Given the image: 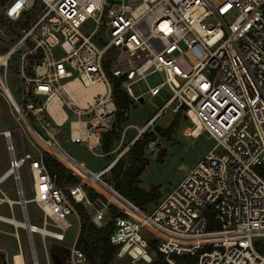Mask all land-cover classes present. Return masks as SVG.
<instances>
[{
  "label": "built area",
  "instance_id": "1",
  "mask_svg": "<svg viewBox=\"0 0 264 264\" xmlns=\"http://www.w3.org/2000/svg\"><path fill=\"white\" fill-rule=\"evenodd\" d=\"M17 53L16 74L24 84L18 99L7 84L8 63ZM75 79L83 86L100 82L103 89L80 106L64 88ZM139 79L147 81L146 91L162 104L138 132L176 100L171 110H182L194 125L191 112L200 132L214 140L149 209L105 179L114 161L92 170L54 141H44L29 120L58 126L46 107L57 95L69 139L98 155L94 150L101 149L115 116L114 82L136 101L142 93L131 85ZM0 91L15 118L75 177L74 182L57 184L41 152L21 149L15 156L11 133L15 131L21 148L22 132L0 131L8 153L0 182L11 176L17 196L10 199L0 189V204L6 203L10 212L0 213V222L13 227L17 245L9 260L0 247L5 264H16V254L25 264L18 228L28 240L30 264H38L33 233L46 264H54L52 244L61 250V261L91 264L76 244L77 234L70 246L62 244L68 218L80 221L74 203L86 209L96 227L110 225L106 238L115 247L113 257L127 256L130 264L150 263L158 253L168 264H264V253L257 248L264 241V0H4ZM67 112L76 117L68 119ZM186 128L183 133L193 136ZM21 167L30 184L27 198ZM27 202L39 210V222L29 220ZM13 204L20 220L12 216Z\"/></svg>",
  "mask_w": 264,
  "mask_h": 264
},
{
  "label": "rangeland",
  "instance_id": "2",
  "mask_svg": "<svg viewBox=\"0 0 264 264\" xmlns=\"http://www.w3.org/2000/svg\"><path fill=\"white\" fill-rule=\"evenodd\" d=\"M3 2L4 0H0V4ZM18 66L19 53L14 54V56L10 58L7 74L8 87L16 99H18L19 90L24 87L22 78L16 74ZM131 88L135 93H142L143 102L138 100L130 101L128 109L125 111L127 117L124 121L119 123L118 137L113 138L109 145L110 157L93 154L87 150L84 145L82 147L79 145L77 146L76 143H83H75V141L69 139V126L67 122L59 129L58 126L52 123H50V125L42 124V126H40L33 121L31 117H29V120L33 126V130L37 132L44 141H54L62 149L67 151L71 157L82 160L92 170L101 169L110 159V161L115 158L126 160L129 152L128 148L132 140L141 138L147 132L151 131L154 137L143 147V156L146 158V164L137 176V181L135 182V186L143 191H149L152 188L153 197L141 205L149 209L158 203L166 192L184 176L188 168L193 166L204 156L206 151L214 144V140L209 138L205 132H198L194 136L185 135L183 133L186 127H192L193 124L188 117L184 116L182 110H177L176 112L171 110V107L177 102L176 100L165 108L142 132H138L137 128L142 126L143 123L155 113L162 102H158L148 94L146 91L147 81L145 79L135 81L131 85ZM63 108L65 109V107ZM15 116V111L9 103L5 101L0 91V131L4 128H17L20 133L22 132L21 134H23L24 143L22 142L20 148L15 131L11 133L15 156L20 155L21 149L22 151L48 152L50 149L43 143L44 141L34 137L35 135L27 129L23 121L17 120ZM68 116L69 119H74L76 117L70 112ZM129 124L132 125L129 126ZM169 125H171V129L167 130ZM101 152L104 151L102 150ZM153 152H156L155 156H151ZM7 161L8 153L5 150L4 139L0 134V173L7 167ZM19 174L20 184L23 188L24 196L27 198L31 195V190L27 173L23 167L19 169ZM104 177L108 182L112 183L110 169L105 172ZM0 188L8 198L17 199L15 184L11 176L0 183ZM26 208L29 220L31 222H39L40 212L35 204L33 202H27ZM0 213L10 215L9 209L5 204L0 208ZM12 216L17 220L21 219L17 204H13ZM68 219L69 226L65 231V239L62 241V244L65 246H70L72 244L79 230V221L73 216H70ZM0 230V247L5 249L7 255L2 251H0V253L3 258L5 255L9 260L10 255L17 252L16 240L10 233L13 231V227L8 223L0 222ZM17 232L24 254L25 264H30L28 240L25 236V232L21 228H18ZM32 240L38 264H46L42 246L36 233L32 234ZM47 245L49 244L47 243ZM262 245L264 246V241ZM53 246L54 244H52V247ZM108 264H130V262L127 256H114ZM137 264L150 263H144L139 260Z\"/></svg>",
  "mask_w": 264,
  "mask_h": 264
},
{
  "label": "trees",
  "instance_id": "3",
  "mask_svg": "<svg viewBox=\"0 0 264 264\" xmlns=\"http://www.w3.org/2000/svg\"><path fill=\"white\" fill-rule=\"evenodd\" d=\"M113 101L116 106L114 121L116 123V132L111 130L103 134L101 149L104 152L109 151V145L113 138L118 137L119 123L127 117L125 112L130 104V98L120 88L119 81L116 80L113 85ZM171 129V125L167 130ZM152 132H147L141 138H135L128 148V157L126 160L117 158L110 167L113 185L125 196L135 203L142 205L153 197L152 188L149 191H143L137 186V176L146 164V158L143 156V147L153 139ZM111 160V159H110ZM108 160V162L110 161ZM43 165L50 176L55 178L59 185L75 181V177L70 174L67 167L58 161L50 152L42 153ZM75 209L80 215L79 230L77 232L76 244L87 254L91 264H108L113 258L115 247L112 246L106 238L110 225L96 227L89 220L86 209L79 203H74ZM264 253V246L257 247ZM51 251L60 257L61 250L56 246L51 247ZM0 264H5L2 254L0 253ZM150 264H168L162 254L158 253Z\"/></svg>",
  "mask_w": 264,
  "mask_h": 264
},
{
  "label": "bare ground",
  "instance_id": "4",
  "mask_svg": "<svg viewBox=\"0 0 264 264\" xmlns=\"http://www.w3.org/2000/svg\"><path fill=\"white\" fill-rule=\"evenodd\" d=\"M64 88L71 94V96H73L75 98V100L78 102V104H80V106H83V105H85L84 100H86V99L88 100V98L90 99L91 93H94L96 91H102L103 86L100 82H96V83L89 85V86H85V85L83 86V85H81V83L78 80L75 79V80H72L70 82H67L64 85ZM92 96H93V94L91 95L90 101H92ZM46 107H47L49 113L52 115L56 124L60 125L63 118L64 117L66 118V114L64 115L65 112L61 107V100H60V98H58L57 95H52L47 100ZM189 113H190V117H191L192 121L194 122V125L190 128H186V130L190 129L192 131L193 136H194L198 132H200V124H199V121L197 120V118L191 112H189ZM65 118H64V120H65ZM72 124L75 125L76 122H72ZM72 133L73 134L77 133L73 126H72ZM14 259L16 261V264L21 263L19 254H16L14 256Z\"/></svg>",
  "mask_w": 264,
  "mask_h": 264
},
{
  "label": "crops",
  "instance_id": "5",
  "mask_svg": "<svg viewBox=\"0 0 264 264\" xmlns=\"http://www.w3.org/2000/svg\"><path fill=\"white\" fill-rule=\"evenodd\" d=\"M75 94V93H74ZM93 93H91L90 94V99L88 98V100L86 99V100H84V104L86 103V101H90L91 100V95H92ZM73 97V96H72ZM39 98H43V96H39ZM74 98V97H73ZM74 100H75V98H74ZM76 101V100H75ZM76 103L78 104V102L76 101ZM78 105H80V104H78ZM64 113V112H63ZM66 113H64V115H65ZM65 118V117H64ZM64 118H63V120H64ZM68 119H69V116H68ZM62 120V122L60 123V125L58 124V127H59V129L61 128V126L63 125V124H65L66 122H67V120L65 121H63ZM145 123V122H144ZM144 123H143V125L142 126H140V127H138V128H141V127H143L144 126ZM53 124V123H52ZM68 124V123H67ZM132 124H129V126H131ZM137 128V129H138ZM76 143V142H75ZM77 144V146L79 145L80 147H82L83 146V144H78V143H76ZM85 146V145H84ZM75 149H77V148H75ZM87 149V148H86ZM88 150V149H87ZM95 152H97V153H99L98 155H102V156H106V157H110V150L108 151V152H101L102 151V149H97V150H94ZM67 152V151H66ZM76 160H78V161H80V162H82L84 165H86L82 160H80V159H76ZM112 161H114V159L112 160ZM112 161H109V162H107V164L105 165V166H107L108 164H112ZM81 163V164H82ZM87 166V165H86ZM91 169V168H90ZM9 177V176H8ZM7 178V177H6ZM5 178V179H6ZM5 179H3L1 182H3ZM0 182V183H1ZM1 189V188H0ZM2 190V189H1ZM7 197V196H6ZM10 199H14V198H10ZM6 205V203H1L0 204V208L3 206V205ZM7 206V205H6ZM3 214V213H2Z\"/></svg>",
  "mask_w": 264,
  "mask_h": 264
},
{
  "label": "water",
  "instance_id": "6",
  "mask_svg": "<svg viewBox=\"0 0 264 264\" xmlns=\"http://www.w3.org/2000/svg\"><path fill=\"white\" fill-rule=\"evenodd\" d=\"M26 67H27V71H28V69H29V64H28V63H27V65H26ZM21 100H23V98H22ZM138 100H139L140 102H143V100H142L141 97H139ZM184 116H185V115H184ZM185 117H186V116H185ZM115 126H116V123H115L114 120H112L111 123H110V130H111L112 132H116V128H115ZM155 155H156V152H153V153L151 154V156H155ZM49 253H50V256H51V258H52L54 264H68V263H66V262L61 261L60 258L58 257V255L55 254L54 252L50 251Z\"/></svg>",
  "mask_w": 264,
  "mask_h": 264
},
{
  "label": "snow or ice",
  "instance_id": "7",
  "mask_svg": "<svg viewBox=\"0 0 264 264\" xmlns=\"http://www.w3.org/2000/svg\"><path fill=\"white\" fill-rule=\"evenodd\" d=\"M19 7H20V5L17 4L14 8L11 9V13H15Z\"/></svg>",
  "mask_w": 264,
  "mask_h": 264
},
{
  "label": "clouds",
  "instance_id": "8",
  "mask_svg": "<svg viewBox=\"0 0 264 264\" xmlns=\"http://www.w3.org/2000/svg\"><path fill=\"white\" fill-rule=\"evenodd\" d=\"M19 4V3H18ZM20 5V4H19Z\"/></svg>",
  "mask_w": 264,
  "mask_h": 264
}]
</instances>
